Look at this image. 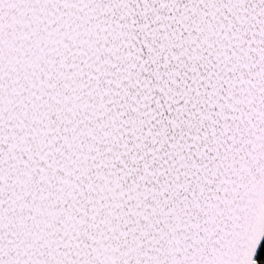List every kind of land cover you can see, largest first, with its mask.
I'll return each mask as SVG.
<instances>
[{
	"label": "snow or ice",
	"instance_id": "6c2138e0",
	"mask_svg": "<svg viewBox=\"0 0 264 264\" xmlns=\"http://www.w3.org/2000/svg\"><path fill=\"white\" fill-rule=\"evenodd\" d=\"M264 0H0V264H264Z\"/></svg>",
	"mask_w": 264,
	"mask_h": 264
},
{
	"label": "trees",
	"instance_id": "16d2710c",
	"mask_svg": "<svg viewBox=\"0 0 264 264\" xmlns=\"http://www.w3.org/2000/svg\"><path fill=\"white\" fill-rule=\"evenodd\" d=\"M257 258L258 259L264 258V241L260 246L259 253L257 254Z\"/></svg>",
	"mask_w": 264,
	"mask_h": 264
},
{
	"label": "rangeland",
	"instance_id": "374dc122",
	"mask_svg": "<svg viewBox=\"0 0 264 264\" xmlns=\"http://www.w3.org/2000/svg\"><path fill=\"white\" fill-rule=\"evenodd\" d=\"M259 253V251L257 252V254Z\"/></svg>",
	"mask_w": 264,
	"mask_h": 264
},
{
	"label": "water",
	"instance_id": "95a60500",
	"mask_svg": "<svg viewBox=\"0 0 264 264\" xmlns=\"http://www.w3.org/2000/svg\"><path fill=\"white\" fill-rule=\"evenodd\" d=\"M263 242V241H262ZM262 242H261V244H262ZM259 251V250H258Z\"/></svg>",
	"mask_w": 264,
	"mask_h": 264
}]
</instances>
